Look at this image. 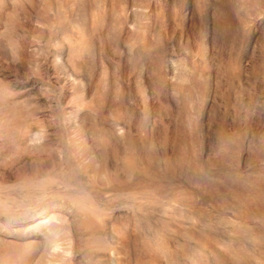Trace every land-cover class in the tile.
I'll use <instances>...</instances> for the list:
<instances>
[{"label": "rangeland", "instance_id": "374dc122", "mask_svg": "<svg viewBox=\"0 0 264 264\" xmlns=\"http://www.w3.org/2000/svg\"><path fill=\"white\" fill-rule=\"evenodd\" d=\"M0 264H264V0H0Z\"/></svg>", "mask_w": 264, "mask_h": 264}]
</instances>
